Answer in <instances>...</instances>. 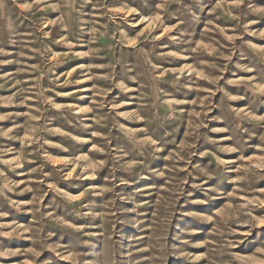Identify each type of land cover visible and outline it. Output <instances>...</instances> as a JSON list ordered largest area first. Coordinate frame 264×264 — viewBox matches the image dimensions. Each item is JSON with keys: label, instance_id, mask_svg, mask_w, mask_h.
Returning <instances> with one entry per match:
<instances>
[{"label": "rangeland", "instance_id": "1", "mask_svg": "<svg viewBox=\"0 0 264 264\" xmlns=\"http://www.w3.org/2000/svg\"><path fill=\"white\" fill-rule=\"evenodd\" d=\"M0 264H264V0H0Z\"/></svg>", "mask_w": 264, "mask_h": 264}]
</instances>
